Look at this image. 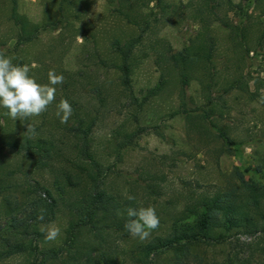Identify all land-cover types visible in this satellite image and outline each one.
<instances>
[{
	"label": "rangeland",
	"instance_id": "obj_1",
	"mask_svg": "<svg viewBox=\"0 0 264 264\" xmlns=\"http://www.w3.org/2000/svg\"><path fill=\"white\" fill-rule=\"evenodd\" d=\"M59 1L18 0L19 11L33 22L47 25L59 21ZM89 1L91 6L83 18L70 19V24L66 25L64 22L49 25L36 40L18 45L17 28L9 18L10 4L8 0H0V51L13 58L14 64L17 57L21 58L20 65H29V75L40 84L48 83L50 70L64 77V82L55 86V101L39 116L28 118L36 134L56 135L69 153L72 137L65 134L64 128L73 124L77 114L95 117L93 147L103 164L113 166L108 179L110 190L120 194L135 191L137 197L144 198L142 187L131 188V182L142 170L146 168L165 176L163 194L148 202L158 215L159 227L152 230L146 240L131 235L123 239L112 237L120 250H131L155 235L165 233L171 217L179 214L190 195L218 186L226 187L237 181L239 172L249 179L264 182V0H253L252 3L251 0H165L170 10L165 16L160 14L157 0H129L131 12L140 8L139 11L148 14L153 9L159 18L139 49L140 62L132 75L133 89L140 101L151 88L160 84L163 75L161 49L157 51L150 47L155 40H164L173 52L203 42L212 45L213 60L209 66L217 71V84L211 87L210 94L219 98L225 109L223 115H213L205 120L201 130L193 129L185 114H170L184 107L197 117L208 108V93L203 91L199 80V77H205L207 81L206 73L202 75L200 70L208 64L195 63L196 77L185 92L179 83L178 72L172 69L165 76L167 84L158 95L147 97L137 119L134 117L137 107L130 105L123 95L118 69L109 65L118 59L112 45L114 40L132 36L137 28L116 12L118 0H82L78 8ZM231 3H241L243 8ZM236 79L248 83L247 90L233 88L227 91ZM61 99L68 100L72 107V115L66 124H62L55 114ZM2 108L0 126L6 125L11 132L20 131L24 120L2 117ZM222 129L227 131L232 144H226L220 137ZM136 131L133 144L123 150L122 160L117 161L118 139L124 138V133ZM64 139L66 141L62 142ZM14 171L18 172V177ZM27 173L31 179H39L48 186L52 184V173L34 169L31 160L24 155L0 154V183L6 181L3 184L8 186L9 192L21 196V184ZM69 219L67 212L60 211L55 220L43 224V228L58 226L61 229L60 236L55 241L47 240L45 245L62 243L67 236ZM6 222L7 218H0V223ZM84 238L88 239L90 235L86 234ZM243 239L250 242L257 238L244 236ZM258 240L264 244L262 238ZM232 248L233 244H203L194 248V253L201 264H224ZM258 254L259 251L255 264L262 262ZM23 261V256L13 255L0 260V264ZM44 264L62 263L55 260ZM127 264L135 263L128 261Z\"/></svg>",
	"mask_w": 264,
	"mask_h": 264
},
{
	"label": "trees",
	"instance_id": "obj_2",
	"mask_svg": "<svg viewBox=\"0 0 264 264\" xmlns=\"http://www.w3.org/2000/svg\"><path fill=\"white\" fill-rule=\"evenodd\" d=\"M8 2L9 18L17 28L18 45L36 40L49 25L57 26L58 22L66 25L70 24V19L83 18L87 8L91 6L90 1L83 8H78L82 0H60L59 21L43 25L22 14L18 0ZM117 3L116 12L135 25L137 31L126 39L114 40L112 45L118 59L111 61L109 65L118 69L123 95L130 105L138 109L134 117L139 118L148 96L161 92L167 84L165 76L172 69L178 72L179 83L184 91L196 77L193 68L197 61L208 64L204 65L205 69L203 66L200 70L202 75L206 73L207 81L205 82V77L197 76L203 91L208 93V108L197 117L184 107L170 115L185 114L192 128L198 130L213 115H223L225 106L220 103L219 98L210 94L211 87L217 84V71L209 66L213 60L212 45L208 46L204 42L196 47L192 44L182 51L173 52L167 42L155 40L150 47L157 51L161 49L159 54L163 75L160 84L151 88L148 95L140 101L133 89L132 75L140 62L139 49L149 37L154 21L159 22V18L153 9L148 14L139 11L140 8H134V12H131L129 0H118ZM231 4L243 8L241 3ZM156 5L161 7L162 16L169 13V4L165 0H157ZM21 60L17 57L15 64L20 65ZM247 84L236 79L227 91L233 88L247 90ZM7 111L2 108L1 116L10 117L6 114ZM28 118L24 119L23 127L17 132L9 131L6 125L0 126V154H22L31 160L34 169L50 171L53 180L48 186L39 179H31L28 173L23 174L21 196L17 192H9L8 186L3 184L6 181L0 183V218L8 219V222L0 223V260L21 255L24 261L20 264H44L55 260H60L62 264H127L128 261L135 264H201L194 248L203 244H233L224 264H255L258 251L257 257L262 258L261 264H264V244L257 241L258 238L264 240V182L254 181L239 172L237 181L226 187L218 186L214 190L192 194L179 214L171 217L169 229L165 233L155 235L134 249L120 250L112 237H129L130 234L124 227L129 219L127 209L153 207L148 206V202L152 197L163 194L162 182L165 176L144 168L140 176L131 182V188L142 187L144 198L137 197L135 191L129 194L115 193L108 186L113 166L103 164L93 147L92 133L97 118L77 114L73 124L64 128L65 134L72 137L69 153L63 149L56 135L27 132L26 126L30 124ZM219 133L226 144L233 143L226 130L222 129ZM137 134L138 131L124 133V138L118 139L117 161L122 160L123 150L133 144ZM65 141L66 139L62 142ZM221 151L224 152L223 148ZM13 173L18 177L17 171ZM142 181L146 183L142 184ZM127 195L134 196L135 199L128 200ZM41 209H46L44 220L37 219ZM60 211H65L70 216L67 236L60 245L47 246L41 228L43 224L55 220ZM86 234L90 238L85 239ZM244 236L257 239L247 242L243 239Z\"/></svg>",
	"mask_w": 264,
	"mask_h": 264
},
{
	"label": "clouds",
	"instance_id": "obj_3",
	"mask_svg": "<svg viewBox=\"0 0 264 264\" xmlns=\"http://www.w3.org/2000/svg\"><path fill=\"white\" fill-rule=\"evenodd\" d=\"M29 65L13 63V58L0 51V107L7 109V115L13 120H24L28 117L39 116L45 112L50 104L56 99V85L64 82L62 74L50 70L47 74L48 83L40 84L29 75ZM56 116L62 124H66L72 115L71 104L66 99H61L56 105ZM26 131L35 134L33 125H27ZM128 200L135 199L127 195ZM46 209H41L37 219L44 220ZM124 227L134 238L146 240L151 231L159 227V218L153 207H140L127 209ZM45 239L55 241L61 234L58 226L41 228Z\"/></svg>",
	"mask_w": 264,
	"mask_h": 264
}]
</instances>
